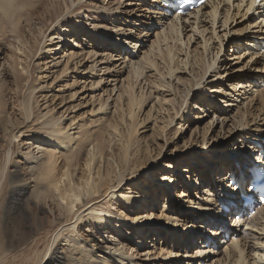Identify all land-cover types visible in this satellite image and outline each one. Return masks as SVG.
I'll use <instances>...</instances> for the list:
<instances>
[{
	"label": "rangeland",
	"instance_id": "rangeland-1",
	"mask_svg": "<svg viewBox=\"0 0 264 264\" xmlns=\"http://www.w3.org/2000/svg\"><path fill=\"white\" fill-rule=\"evenodd\" d=\"M155 1L79 0L73 6L70 5V9H66L64 0H46V5L48 2L50 5V14L57 12L56 9L58 12L62 11L58 19L52 23L49 20L50 14L37 15L31 21H22L24 28L18 37L13 33L8 34L7 44L2 42L0 45V97L5 94L2 99L3 109L0 108V122L3 121L0 128L4 144L7 142L8 146L6 151L0 153L1 166L3 157L7 155L10 159L8 165L11 160L26 161L27 157H30L34 162L40 159L45 145L38 144L35 137L45 130L43 126L51 119H55L57 125L62 124L61 126L65 127L64 134L74 139V142L82 139V131L88 132L89 136L102 135L108 147L107 158L100 159L98 163L99 157L95 155L94 161L92 160V166H95L93 173L100 169L103 174L110 168L111 180L115 182V177H119L123 172L118 159V147L126 143L127 135L132 134V131L135 132L132 141L136 143L132 148L133 153L140 149L143 157L148 154L153 163L148 165V170L151 168L149 166H153L152 170L163 174L165 169L162 168V163L174 162L175 156L184 162L185 156L193 153L195 157L193 156L189 164L191 167H194V161L199 162L197 156L201 152L207 153L204 156L208 158V163L219 157L224 161L247 159L251 165L257 161V155L247 156L245 151L251 150V146L255 147L256 143H261L262 146L264 144V136H261L264 135V102L261 104L264 83L247 79L248 83L243 82L240 87L237 86V81L240 80L237 78L264 75V53L256 46L257 42H262L257 41L256 37L264 34L260 13L248 12L243 0H221L223 2L219 6L216 24L213 26L208 22L209 18H202L201 21L204 22L199 25V31L192 33L191 27L186 31L181 30V38L185 44L171 40L162 42L160 50L163 53L157 48L151 55V59L156 62L154 67L145 62L144 56L146 52L150 53L153 42L157 41V34L163 32L170 19L165 13L162 15L165 10L163 5H158L157 8ZM45 7L44 4L42 12ZM205 39H210L208 51L205 50ZM251 41H255L253 46ZM232 42H236L239 47H233L235 44ZM171 46L175 47L172 51L176 52L178 58L175 57V60L180 62V68L187 63L186 69L175 71L173 76L167 74L168 65L166 60L162 59ZM202 54L206 63L213 65V69L208 70L204 78L200 77L199 66V57ZM17 57L20 63L16 73L22 79L18 88L13 83L16 74L14 60L16 61ZM182 61L184 63L181 64ZM256 61L259 63L255 64ZM131 63L135 65L132 66ZM23 67L26 69L23 70ZM197 81L199 84L195 85ZM137 100L141 102L138 103ZM25 107H28L29 116L23 114ZM129 109L133 111L132 114ZM12 132L17 134L18 138H12ZM93 153V145L86 147L80 157L82 163L90 162V157H94ZM183 162L181 165L177 162L175 166H186ZM28 167L29 173L34 174L35 164H28ZM145 172L136 173L130 178H126L127 172L124 173L126 181L124 180L115 191H126L128 194L127 189L131 187L135 188L137 194L142 193L148 182ZM222 174L225 173H221V176ZM73 176L75 183L83 181L80 179L81 172L78 168ZM164 176L167 177L168 174ZM135 177H142L138 186L132 183ZM95 179H98V176L92 174L90 182L95 183ZM181 182L184 181L179 183ZM116 185L118 184L113 186ZM207 185L202 187L206 188ZM78 187L86 190L85 185ZM162 188L164 190L166 185ZM194 189L193 187L192 190ZM33 190L35 189H31L30 193ZM199 193L195 190L196 196L200 195ZM112 196L107 197L106 203L116 206ZM34 199L39 202V207L46 210L52 225L56 226L57 221L65 220L68 216L64 211H60L58 204L64 202L60 200L58 192L54 194V201L51 198L39 201L35 196ZM172 207L174 208V205ZM127 210L119 209L120 216L121 212H124L122 219H127ZM90 214L89 211L81 212L80 222H86ZM235 219L237 223L241 220L237 216ZM235 219L225 222L238 236L227 237L229 243L223 247H220L223 234L214 239L215 245L210 251L215 252L217 249L216 253L220 252L217 256L219 259L224 257L226 247L236 238L242 239L245 244L248 242L246 253H252L255 241L251 235H244L246 226H243V223L237 225ZM75 221L76 219L73 220ZM188 223L190 220L185 225ZM112 224L108 222L104 225L103 234L98 230L92 233L105 251L114 253L113 258L123 253L133 262L144 263L143 250L136 248L138 243L136 244L132 234H129L131 230L126 228L121 235H117L112 231L115 229ZM164 239L167 243L171 240L170 237ZM198 239L199 237L195 238L197 243ZM256 239L258 240V236ZM151 241L149 238L148 243ZM43 243L41 240L39 247L44 248ZM193 247L194 250L202 249L198 245ZM50 254L42 264L48 262ZM210 257L209 260L214 256ZM8 258L9 261L18 262L23 256L13 252ZM213 261L215 258L210 262Z\"/></svg>",
	"mask_w": 264,
	"mask_h": 264
},
{
	"label": "bare ground",
	"instance_id": "bare-ground-1",
	"mask_svg": "<svg viewBox=\"0 0 264 264\" xmlns=\"http://www.w3.org/2000/svg\"><path fill=\"white\" fill-rule=\"evenodd\" d=\"M77 1L79 0H64V6L66 9H70V5L73 6ZM226 1L230 2L231 0ZM222 2L221 0L208 2V4L202 8L201 12L191 15L189 18L184 17L181 20H173L172 17H170L169 24L166 23L167 25L164 27L163 32L157 34V41L153 42L150 53L146 52L144 56L145 62L155 67L156 62L151 59V55L157 48L160 53H163L160 50L162 42L171 40L185 44L181 38V30L186 31L187 28L191 27V30L193 29L192 33L199 31V25L203 21H201L202 18H209L208 22L212 23L214 26L217 22L219 6ZM245 2L246 0H243L244 5ZM248 2V12L254 11L256 13H262V15L260 14V18L263 19L262 22L264 23V10L255 7L252 0H248ZM161 3L162 0H156L155 6L159 8L158 5L162 6ZM44 4L46 7L42 12L41 8ZM48 4L46 5V0H8L7 4L3 3V0H0V45H2V42L7 44L9 33H13L18 37L22 28H24L22 26V21L28 22L33 20L37 15L50 14L51 9ZM55 4L57 7V3ZM55 11L57 12H53L49 15V20L52 23L55 19L60 17L59 13L62 14V11L58 12L57 9ZM164 13L169 17V14H167L165 10H163L162 15H164ZM226 19H228V17H226ZM226 23L227 21H225V24ZM70 26L72 25L70 24ZM256 39L257 41H262L257 42L256 46L260 47L259 50L264 53V34L258 35ZM126 40L127 38L125 42ZM209 41L210 39H205L206 51H208L207 45ZM252 42L253 41H251V46L254 45L255 41ZM136 44L138 45V43ZM233 47L238 48L239 46L235 44ZM173 48L175 47L171 46L168 48V52L162 56V59L167 62V74L170 76H173L175 71L179 69H186L185 65L187 66V63L182 61L181 64L184 63L185 65L180 68V62L175 60L177 55L176 52L173 53ZM180 50L183 52L182 49ZM172 53L173 56H171ZM13 58H15V56H13ZM18 58L19 57H17L16 61L14 60L15 68H13L15 73L20 63H18ZM199 62L201 71L200 77L204 78L208 70L211 68L213 69V65L206 63L203 54L200 55ZM258 63L259 61H256L255 64ZM131 65L133 66L135 64L131 63ZM176 66H178V68H175ZM25 69L26 68L23 67V70ZM237 79H240L237 81L239 82L237 86H240L243 82L248 83L247 79L256 80V82H261V84L264 83V75L262 76L261 74L245 78L244 76H238ZM21 80V76L16 73L13 81L16 87ZM198 84L199 81H197L195 85ZM5 86L8 87L7 85ZM242 86L243 85L240 87ZM5 91L6 90H4V92ZM1 95L0 108L3 109L2 104L4 101L2 99L5 97V94ZM262 97L264 98V94L261 95V104L264 102ZM140 102L141 101L138 103ZM21 105H23V103ZM22 111L24 115L29 114L28 107H25V110ZM129 111L130 114L133 113L132 110L129 109ZM131 117L134 118L132 115ZM54 120L55 119L48 120L45 126H43L45 130L35 137L38 144L45 145L43 151L41 150L43 152L42 158L40 157V159L34 160V162L32 160L33 158L30 157H27L26 161L11 160L8 165V160L10 161L7 157L8 155L3 157L4 162L2 166L0 165V264H42L50 252L51 254L48 261L53 260L54 264H138L130 260L129 257L123 253L121 256L119 255L113 258L115 254L111 251L109 253L106 252L105 248L99 243V240L93 236L92 233H94L95 230L103 234V232H105L104 225L108 222L113 223L112 225H114L115 229L112 231L117 235H121L126 228L131 230L129 234H132L136 244L138 243V247H135L138 250L140 249L139 251L142 249V253H144L143 256L145 259L142 264H263L264 208L249 219L247 217L249 215V210L245 209L242 204L237 203L238 197L227 195L224 192L228 191V187L225 189V182L228 180L229 176L234 174L235 177H242L245 169L249 167V160L241 159L237 162L239 158H236V161H224L219 157V159H214V162L210 161V163H208V158L205 157L207 153L201 152L197 156L199 162L194 161V167H191L189 164L192 162L193 156L195 157V153L186 155L184 162L175 156V163L170 161L162 163V168L165 169L164 174H168L166 177L163 173H159L158 170H152L153 166H149L151 168L148 170V165L152 162V158L148 157V154L145 153L146 157H143V153L140 149H137L138 152L133 153L134 150L132 148L136 143L132 141L135 133L132 131V134L128 133L126 143L118 147L119 157L116 152L123 172L119 177L116 176L117 179L115 177V182L111 180L112 172L110 168H107L106 173L103 174H101L100 169H98L97 173H93L95 166H92V163L95 159V155L99 157L98 163L100 159L105 160L107 158L106 150H108V147H106V141L104 142L102 135L97 134L89 136L88 132L82 131V139L75 140L74 142V139L64 134L65 127L61 126L62 124L57 125V123H55L56 120ZM0 123L3 126V121ZM258 127L259 126H257V128ZM258 129L257 131H259ZM254 131L257 132L256 130ZM1 133L0 128V153L6 151L8 147L6 144L7 142L5 143L6 145L4 144ZM261 136L264 135L261 134ZM11 137L18 138V135L12 132ZM90 145L94 146V157L91 156V161L87 164H83L80 157L83 156L84 149ZM130 151H132L133 154H130ZM245 152L247 156L260 155V150L252 146L251 150ZM90 154L92 153L90 152ZM177 162L179 165L183 162L186 166L177 167L175 166ZM28 164H35L36 170L32 175L28 171ZM155 165L156 164H154V166ZM157 166L159 167V164H157ZM76 168L81 172L80 179L83 180L81 183L74 182L73 173L76 171ZM6 171L7 173H5ZM126 172L128 173L126 178H130L139 172L147 173L146 178L148 180L146 181L148 182L145 184L144 189H142L144 193L140 192L137 194V192L134 191L135 188L131 187L128 189L126 188L129 190L128 194L126 191H115L121 186V183L126 181L125 176H123ZM223 172L225 174H222V176L224 175L222 177L221 173ZM92 174L98 176V179H95V183L90 182V176ZM3 178H5V180H3ZM141 178L142 177H140V179L136 177L133 178L132 183L138 186L139 180H142ZM179 178L184 182L179 183L181 181ZM111 181H113V183ZM116 183L118 185L113 186ZM81 184L85 185L86 190L83 191L78 187ZM205 184H208L206 188L202 187ZM163 185H166L165 191L162 188ZM193 187L195 188L194 190H192ZM221 187L222 189L220 190ZM31 189H35L36 191L33 190L32 193H30ZM111 190L113 191L109 192ZM187 190L191 191L188 192ZM195 190H198L200 195L196 196ZM56 192L59 193L60 200L64 202V204H58L60 211H64L68 216L65 220L57 221V225L55 226L52 225L46 210L39 207V202L37 203L35 201L34 196L36 199H39V201H44L47 198H51L54 201V194ZM110 195H113L112 200L113 203L117 204L116 206L106 203L108 201H106V199ZM223 204H228V207L231 209L230 214L227 215L222 209ZM232 204L236 205V212ZM6 205H10V212L5 211ZM173 205L174 208L172 207ZM161 207L162 211H160ZM119 209H128V216L125 215L127 218L126 220L121 218L124 212H121V216L119 215ZM87 211L91 213V216H89L86 222H80L82 219L80 213ZM129 214L133 216H129ZM239 215H242L243 220L238 221V223H243V226H246L244 235H251L250 237L255 241L251 249L252 253H246V244L248 242L245 244L242 239L238 240L236 238V241L234 240L230 243L231 245L229 244L227 246L228 248L226 247L227 250L225 249L224 257H220L219 259L217 256L220 252L216 253L217 249L215 252L210 251L211 247L215 245L214 239L221 237L223 233L224 236L221 239L222 244L220 245V247H223L225 244L229 243L228 240H226L227 236H238L236 231L229 229V226L227 227L225 221L233 220V218L235 219L236 216ZM232 216L233 218H231ZM74 219H76L75 222H73ZM189 220L190 223L185 225ZM235 223H237L236 219ZM246 231L248 232L246 233ZM53 236L54 239L51 244ZM257 236L258 240L256 239ZM69 237H72V240H69ZM169 237L171 240L167 243L164 238L167 239ZM197 237H199L197 240L199 243L195 241ZM149 238L152 239V241L148 243ZM41 240L44 241V248L39 247V242L41 243ZM73 240L75 243L72 242ZM175 243L178 245H175ZM61 245H63V247H61ZM197 245L202 249L194 250L193 246ZM183 247H185L186 250H183ZM205 248L210 249L206 250ZM57 250H59V252ZM117 251L118 250H116V252ZM13 252H18L23 258L19 259L18 262H13L15 260L9 261L8 257L10 254H13ZM210 255L214 256L212 259L215 258L213 263L210 262L212 259L209 260V258H211ZM44 264H48V262Z\"/></svg>",
	"mask_w": 264,
	"mask_h": 264
},
{
	"label": "snow or ice",
	"instance_id": "snow-or-ice-1",
	"mask_svg": "<svg viewBox=\"0 0 264 264\" xmlns=\"http://www.w3.org/2000/svg\"><path fill=\"white\" fill-rule=\"evenodd\" d=\"M8 0H3V3L7 4ZM253 4L260 5L264 3V0H252ZM254 169V170H253ZM260 186L264 188V162L254 163L245 169L244 175L242 177L238 176L236 180L228 181V191L236 196H239L240 191H251L252 189ZM6 212L11 211L10 205H6ZM72 240V237L68 238ZM75 243V241H72ZM63 247V245H61ZM59 252V250H57ZM48 264H54L53 260H49Z\"/></svg>",
	"mask_w": 264,
	"mask_h": 264
}]
</instances>
